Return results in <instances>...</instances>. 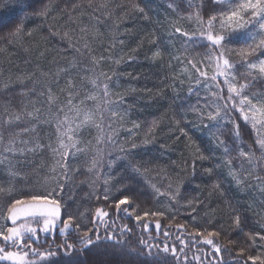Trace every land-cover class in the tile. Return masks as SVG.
Returning a JSON list of instances; mask_svg holds the SVG:
<instances>
[{
    "label": "trees",
    "instance_id": "16d2710c",
    "mask_svg": "<svg viewBox=\"0 0 264 264\" xmlns=\"http://www.w3.org/2000/svg\"><path fill=\"white\" fill-rule=\"evenodd\" d=\"M196 3L201 4V0ZM43 5L48 6L46 14L29 15L21 36L8 43L0 42V130L11 128L17 134L13 137L5 131L7 142L14 139L28 144L20 149L23 154L19 151L15 157L11 156L9 167L0 164V188L13 189V195L19 198L24 194L51 191L58 182L65 184L69 196L76 201L71 211L81 229L87 230L93 227L95 209L106 203L97 195L104 187L103 177L112 173L111 183L118 178L113 171L115 165L110 169L108 161L123 156L120 146H124L135 154L133 163L139 167L136 183L142 190L151 193L155 185L161 191H174L178 178H183L180 204L173 205L178 214L168 208L166 197H159L165 201L163 206L156 199L149 201L153 210L166 211L162 218L165 227L170 222L168 217L174 214L175 222L187 224V232L194 230L193 224L203 221H210L208 230H213L212 225H223L222 234L213 237L221 246L220 257H216L208 245H201L198 255L208 261L216 259L236 264L238 260L247 261L248 254L264 251V241L259 239L264 235V165L262 161L250 165L239 157V150L232 153L236 159L229 163L231 158L223 155L222 147L216 146L223 137L217 138L213 134L215 130L209 132L204 127L208 122L207 113L196 103L198 97H189L188 93L189 86L199 76L197 68L208 74L209 84H215L210 80L214 62L209 64L202 60L195 48L185 52L177 41L169 42L168 32L174 30L170 27L171 21L188 29H194L195 22L178 20L168 8L167 0H36L37 11ZM18 14L19 8L14 4L0 6V20L4 23ZM160 41H163L159 49L162 54L154 58ZM205 50L200 49L201 52ZM193 57L197 61L195 68L188 63ZM231 58L239 60L236 56ZM200 80L203 84L204 77ZM105 84L108 85L109 107L117 114L113 116L111 111L101 114L104 129L100 132L93 126L86 127L78 137L81 151L60 160L52 151V148L57 149L59 107L65 106L69 99L72 103L98 105ZM49 89L54 97L51 112L45 103ZM200 95L212 99L203 87ZM222 95L227 96L226 88ZM37 109L40 110L38 119L26 118L23 124L3 123L6 119L14 121L21 111L36 114ZM25 127L29 131H23ZM106 127H109L107 134ZM102 135L112 136L116 143L106 144V140L100 139ZM37 144L42 145V149L37 150ZM132 144L136 145L135 149L131 148ZM198 148L209 159H198ZM240 148L260 155L254 137L252 140L244 138ZM101 157L99 168L90 171L93 159ZM57 160L69 166L66 177L64 168L57 166ZM118 163L123 165L127 160ZM241 163L247 171L241 169ZM253 167L254 172L251 171ZM206 168L213 169L212 175L205 172ZM230 169L237 172L240 184L230 175ZM97 171L100 179L95 175ZM217 184L219 187H214ZM65 199L71 202L67 196ZM193 208L197 212H192ZM234 209L242 212L246 219L243 231L233 225ZM144 210L145 207L139 209ZM109 211L108 230L114 233L113 242L105 241L85 249L83 254L76 252L70 256L57 250L59 254L50 258L48 264H90L91 261L96 264H149L147 249L140 245L141 239H147L149 234L143 232L133 217L121 214L118 219L114 206ZM156 219L147 218L153 224L152 235H155ZM124 226L130 229L122 237L127 247L115 243V236ZM98 231L101 237L105 235L103 225ZM75 238L71 233L57 236L56 241ZM241 248L247 249L243 257L238 256ZM118 249H122L123 254ZM141 251L144 257L139 255ZM194 254H197L195 248L189 251L188 259L197 264L192 259ZM160 255L168 264H176L170 254ZM180 264H186L183 257Z\"/></svg>",
    "mask_w": 264,
    "mask_h": 264
},
{
    "label": "snow or ice",
    "instance_id": "6c2138e0",
    "mask_svg": "<svg viewBox=\"0 0 264 264\" xmlns=\"http://www.w3.org/2000/svg\"><path fill=\"white\" fill-rule=\"evenodd\" d=\"M9 3L19 8V14L8 23L0 20V42L4 43L11 42L23 34L25 20L29 15L43 16L48 10V6L43 5L37 11L36 0H0V6H7ZM167 4L178 20L194 21L196 24L194 29H188L176 21H171L170 27L174 30L168 32L169 42L177 41L181 45V50L185 52L190 48H195L197 53L202 56V60H206L209 64L214 62L215 65L214 72L210 77V80L215 84H209L208 74L197 68L199 76L188 88L189 97H198L196 103L202 105L201 110L207 113L206 120L208 122L204 123V127L209 132L215 130L213 134L217 138L223 137L216 146L222 147L223 155L231 158L229 163L236 159L232 153L237 150H239V157L246 159L250 165H254L257 161H264V0H201V4H197L196 0H167ZM179 37L183 39H178ZM153 43L155 44L156 41L154 40ZM162 45L163 41H160L157 51L153 53L154 58L162 54L159 50ZM200 49L206 50L201 52ZM77 51L80 50L77 49ZM232 56L239 57V60H233ZM188 63L195 68L197 61L193 57L188 59ZM200 77H204L203 84ZM93 83L95 84V81ZM97 87L99 86L97 85ZM201 87L210 92L212 99L200 95ZM213 88L216 90L213 91ZM224 88L227 89V96L222 95ZM41 95L44 93L41 92ZM108 95V85L105 84L97 111L101 114L111 111L115 116L117 113L109 107L110 101L106 99ZM47 97L45 103L49 105V112H51L54 97L50 89ZM39 111L37 109L36 114L21 111L15 115L14 121L6 119L3 123L7 125L14 122L23 124L26 122V118H40ZM58 111L64 113L63 119L58 120L57 132L60 148L65 151L60 153L56 148H52V151L63 157H68L69 153L66 151L68 148H75L77 152L81 151L77 147V143L73 141V137L68 134L72 132V124L82 115L83 121L76 123V128L79 129L93 119L94 113L74 105L71 99L68 101L67 111L64 107H59ZM72 111H75L76 116L70 118L68 113ZM203 121L204 117L202 116L201 122ZM179 122L178 119L177 123ZM102 123L103 121H101ZM101 124H97V128H100ZM65 125H67L66 129ZM249 126L251 132H249ZM5 131L10 136L17 135L11 128L0 130V143L5 141ZM23 131L27 132L29 129L25 127ZM64 136L73 142L65 143ZM253 137L255 145L260 149L259 156L251 150L245 151L240 148V143L244 138L252 140ZM100 139L106 140V144L114 145L116 143L112 136L105 138L102 135ZM13 143H15L14 139L5 143L3 151L11 153L12 157H15L17 150L12 147ZM42 147L40 144L36 145L37 150ZM49 147L52 146L49 145ZM131 148L135 149L136 145L132 144ZM251 148L250 144L249 149ZM197 150L200 152L199 148ZM120 151L124 153L123 156H116L115 159L108 161L110 169L115 165L113 171L116 172L118 178L115 183H111L112 173L103 177L104 187L102 192L97 195L102 196L106 203L95 209L92 216L93 227L87 230L81 229L76 215L71 211L72 205L76 201L69 196L65 184L58 182L51 191L38 195L24 194L19 198L13 195V189L0 188V194L3 196L0 199V221H3L0 223V262L48 264L50 258L59 254L57 250H63L65 255L70 256L76 252L83 254L85 249L97 247L105 241L113 242L114 233L108 230V219L111 217L109 209L114 206L118 219L121 214L133 217L143 232L149 234L147 239L140 241L141 247L147 249L149 264H168L161 257V253L170 254L175 258L176 264H180L181 257L186 261V264H192L188 255L193 248L196 249L197 254H194L192 259L197 261V264H226L222 260L208 261L198 255L201 245L210 246L216 257L221 255V246L215 242L213 237H219L222 234L223 225H212L213 230H208L210 221H203L193 224L194 230L187 232L186 223L175 222L178 211L173 205L180 204V184L183 182V178H178V185L174 191H161L153 185V191L149 193L142 190L141 186L136 183L139 167L133 163L135 154L127 151L124 146H120ZM20 154H23V150H20ZM97 156H99V152ZM9 159V156L4 157V160ZM101 159L102 157L94 158L92 168L89 170L98 169ZM125 159L127 160L126 164L118 163ZM198 159L203 161L209 157L200 152ZM57 166L64 168L63 174L66 177L69 166L61 164L60 160H57ZM241 169L247 171L243 169L242 163ZM53 171H55V167ZM251 171L254 172L255 167ZM205 172L212 175L213 169L206 168ZM193 174L195 175V169ZM95 175L97 179L101 178L99 171ZM230 175L237 184L241 183L235 170L230 169ZM214 187L218 188L219 184ZM66 196L71 202H66ZM159 197H166L168 208L176 213L168 217L170 222L167 227L162 224V218L166 216V211L153 210L149 203L151 199H156V202L163 206L165 201L160 200ZM191 203L192 201L189 200L188 204L191 205ZM141 207H145L146 210L139 211ZM4 209L6 211H3ZM192 212H197V209L193 208ZM233 216L234 227L243 231V226L246 223L243 213L234 209ZM148 217L157 218L154 223L155 235H152L153 224L148 222ZM192 219L195 221L196 217L194 216ZM141 221L145 222L140 224ZM101 225L105 227L103 237L98 231ZM173 228L175 231L172 230ZM128 231L130 229L127 226L119 230L115 236L117 245L128 246L122 239ZM71 233L75 234L74 240L63 239L57 243V236ZM259 239L264 241V235H260ZM253 246H255V241ZM118 251L123 254L122 249H118ZM246 251V248H241L238 256L243 257ZM139 255L144 257L145 253L141 251ZM205 255L208 254L205 253ZM247 261H250L251 264H264V251L255 255L248 254ZM247 261L238 260L236 264H247ZM90 264H96V262L91 261Z\"/></svg>",
    "mask_w": 264,
    "mask_h": 264
},
{
    "label": "rangeland",
    "instance_id": "374dc122",
    "mask_svg": "<svg viewBox=\"0 0 264 264\" xmlns=\"http://www.w3.org/2000/svg\"><path fill=\"white\" fill-rule=\"evenodd\" d=\"M74 105L78 106L79 108L83 109V110H87V111H91L94 113V116H93V119L90 120L87 124H84L82 125L79 129L76 128V123L78 122H81L83 121V116H79L77 118V120L72 124V132L68 133L69 135H71L73 137V141H75L77 143V147L81 149V142L78 140V137H79V134L86 128V127H89V126H93L95 127V130L99 129L100 132L104 129V119L101 115V113L99 111H97V104H92L93 106H91V103L89 104H84V103H73ZM67 105L68 103L63 106L65 108V111H67ZM60 113V112H59ZM69 117H75L76 116V113L75 111H72V112H69L68 113ZM64 117V113H60V117L58 120H62ZM101 121H103V123L101 124ZM97 124H101V127L100 128H97ZM67 128V125H65V129ZM108 130H109V127H106V134L108 133ZM105 134V135H106ZM63 140L65 143H72L73 141H69L68 140V137L67 136H64L63 137ZM100 140V139H99ZM102 141V140H101ZM5 143H7V140L5 139L4 143H0V161H3V163H0V164H6L8 167L10 165V161H11V153H5L3 151L4 149V146H5ZM102 143V142H101ZM101 143L99 142L98 145H101ZM27 143H23V142H16L12 144V147L14 149L17 150V152L20 151V149L24 148V147H27ZM57 149L60 153H62L63 151H65V149H61L60 148V141L58 139V132H57ZM66 151L69 153V156L68 157H63L61 155H58V158L60 160H65V159H68L70 157H73L75 156L77 153L76 149L75 148H68L66 149ZM5 156H9L10 159L9 160H4V157ZM263 165H264V161H262ZM10 263V262H8Z\"/></svg>",
    "mask_w": 264,
    "mask_h": 264
},
{
    "label": "water",
    "instance_id": "95a60500",
    "mask_svg": "<svg viewBox=\"0 0 264 264\" xmlns=\"http://www.w3.org/2000/svg\"><path fill=\"white\" fill-rule=\"evenodd\" d=\"M220 257V256H219Z\"/></svg>",
    "mask_w": 264,
    "mask_h": 264
}]
</instances>
